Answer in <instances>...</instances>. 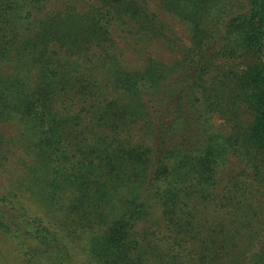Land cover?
I'll return each mask as SVG.
<instances>
[{
	"label": "trees",
	"instance_id": "1",
	"mask_svg": "<svg viewBox=\"0 0 264 264\" xmlns=\"http://www.w3.org/2000/svg\"><path fill=\"white\" fill-rule=\"evenodd\" d=\"M0 127V264H264V0H0Z\"/></svg>",
	"mask_w": 264,
	"mask_h": 264
},
{
	"label": "rangeland",
	"instance_id": "2",
	"mask_svg": "<svg viewBox=\"0 0 264 264\" xmlns=\"http://www.w3.org/2000/svg\"><path fill=\"white\" fill-rule=\"evenodd\" d=\"M167 21L171 25V28L173 29L174 35L180 39V42H182L183 44H188L189 43L188 33H187L186 29L182 25L173 21L170 18H167ZM179 44L180 43L177 41V45H179ZM156 54L162 60L167 61V62H172L174 60V57L178 58L180 56L178 53H173L171 51H168L166 48H163L160 51H157ZM10 130H11V128H9V127L5 128V129H2V127H0V133L9 132ZM18 166H19V168H21V166L18 162H16V163L12 162L11 166L8 169V173H6L7 171H5L6 176H8L6 178V185L7 186H5V187L13 188V187L17 186L15 183L17 181H19L20 175H21V172L17 170V169H19ZM9 171H11L12 177H11V174ZM1 185L4 186V183L2 182ZM7 242L8 241L4 242L5 243L4 245H6ZM8 244H9V242H8Z\"/></svg>",
	"mask_w": 264,
	"mask_h": 264
}]
</instances>
